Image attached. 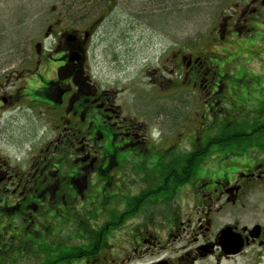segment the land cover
Listing matches in <instances>:
<instances>
[{"label":"flooded vegetation","instance_id":"af4514ba","mask_svg":"<svg viewBox=\"0 0 264 264\" xmlns=\"http://www.w3.org/2000/svg\"><path fill=\"white\" fill-rule=\"evenodd\" d=\"M261 1L246 0L240 7H232L221 18L216 43H232L240 36H245L248 42L258 35L262 28L256 20L264 17ZM112 6H106L104 16L99 13L90 20L81 19L85 22L79 29L59 27L56 18L49 22L41 33L43 37L34 42L32 62L8 72L0 81V122L5 121V125L21 119L26 121L33 114L43 115L41 127L52 135L45 140L39 154L31 153L30 148V157H26L28 160L23 167L13 163L22 156L21 152L1 156L0 264H8L6 258L13 247L9 236L11 214L19 212L17 221L23 227L32 219L39 226L52 220L54 225L61 220L69 224L74 215L78 216L75 197L82 198L89 186H94L93 192L99 193L101 179L112 182L114 195L118 198L114 208L119 218L124 214L122 209L127 213L130 206L159 203L171 211L169 216L161 215L164 221L167 219L171 226L176 221L184 225L180 230L186 243L176 251L177 255L169 257H165L159 242L152 241L147 246L149 238L138 228L134 232V235L137 232V245L133 253L140 263L264 264V123L252 126L245 135L236 132L238 141L247 145L239 157L197 162V155L205 156L212 142L206 130L175 131L172 128L174 123L171 129L164 130L156 123L148 126L144 120H132L129 113L123 112V100L119 101L108 87L103 88L93 80L96 76L92 75L90 64L93 37L96 38L102 19L112 13ZM57 29L61 31L56 33ZM256 44L254 40L251 47ZM250 50V70L226 68L228 59H217L213 52L199 56L198 52L179 51L172 59L168 58L171 68L166 70L165 77L171 82L173 77L170 74L182 71L183 81L190 89L202 90L203 113L212 119L217 113L228 115V105L233 106L234 101L226 90L228 85L262 91L258 94L262 100L261 111L256 116L264 117V75L256 71L264 70V57L256 61L254 58L259 56L252 55L257 53L256 49ZM178 64L181 67L177 68ZM49 71L54 75L46 76ZM233 72H236V78L231 79ZM25 77H28L27 85ZM37 78L42 85L31 90ZM246 95H239L236 99L239 110L245 106ZM222 139L221 144H228V136ZM216 140L219 138L213 142ZM27 142L31 145L28 139ZM181 148L188 156L183 164L178 162ZM248 151H252L254 157H249ZM90 174L96 175L94 183ZM59 206L66 209L64 215L58 212ZM232 210L246 212L247 221L218 222L220 214L235 217ZM47 212L54 216L46 215ZM133 212L139 213L138 210ZM154 215L146 211L142 218L154 220ZM55 216L59 218L55 220ZM85 220L80 218L78 223ZM227 227L241 235L242 246L236 254H227L221 247L220 232ZM25 230L30 236L33 234ZM141 243L143 249H140ZM122 256L121 264L134 260L126 249Z\"/></svg>","mask_w":264,"mask_h":264},{"label":"rangeland","instance_id":"374dc122","mask_svg":"<svg viewBox=\"0 0 264 264\" xmlns=\"http://www.w3.org/2000/svg\"><path fill=\"white\" fill-rule=\"evenodd\" d=\"M29 1L0 0V25H3L0 28V81L8 72L23 68L32 62L34 42L43 37L41 33L45 31V25L49 22L56 18L59 20L57 23V25L60 24L59 27L79 29L85 22L80 21L81 19L90 20L99 13L104 16L103 11L106 6L113 4L112 13L102 19V23L97 28L96 38L93 37L90 64L93 69L92 75L97 77L93 80L103 88L108 87L112 95L115 93L118 96L119 101L123 100L125 105L123 112L129 113L132 120H144L148 126L156 123L164 130L171 129V124L174 123L172 128L175 131L194 128L195 131L206 130L210 140L221 138L214 144H209L205 156L198 155L197 162L224 161L239 157L226 154L227 151H236V147H240L239 138L230 141V143L235 142L234 145L221 144L222 138L238 135L237 131L240 135H245L252 126L264 123L263 116H256L261 111L262 100L258 94L262 91L243 89L239 85H228L226 90L231 100L234 101L233 106L228 105V115L217 113L215 115L217 118L212 119L203 113V98L200 95L202 90L197 87L195 90L190 89V86L183 81L182 71L180 74L177 72L170 74L173 77V81L169 77L171 82H168L165 77L166 70L171 68L167 61L168 58L172 59L180 52H198L199 56L213 52L217 59L221 58L222 61L228 59L229 63L225 64L226 68L240 69L243 67L250 70L249 64L252 59L250 49H256L257 53L252 55L259 56L254 60L260 61L259 59L264 57V17L256 20L262 30L248 42L245 36L235 38L232 43L222 41L221 45L215 41L216 30L219 28L221 18L230 12L232 7L233 9L240 7L246 0H32L33 3ZM261 3L264 5V0ZM17 7H22L23 11L29 10L30 15L23 22L11 25L7 19L11 18L12 12ZM161 16H166V18H161ZM60 29H57L56 33L60 32ZM254 40L257 44L253 48L251 45ZM49 48L50 46L46 44V49ZM170 53L173 54L170 56ZM179 67H181L180 64L177 68ZM256 71L264 75V70ZM51 73L52 75L49 71L46 76H53V71ZM230 78H236V72H233ZM25 84H28V77H25ZM40 85H42L41 80L37 78L30 88L32 90ZM245 94H247L245 106L240 108V111L236 99L239 95ZM43 118V115L33 114L31 119L28 118L26 121L15 119V122L12 121L5 125V121L0 122V160L3 159L2 154L21 152L22 156H18L13 163L23 167L28 160L26 157L30 154V148L31 153L39 154L38 151L43 147L45 140L52 137L50 132L41 127ZM186 120L187 123H182ZM10 126L11 128L8 129ZM16 135L21 137V140ZM185 151L181 148L178 156V162L182 164L188 157ZM248 154L249 157H254L252 151H248ZM89 176L91 182L94 183L96 175L90 174ZM110 183H112L110 179L107 181L101 179L99 193L93 192L94 186H89L83 192L84 199H82L84 196L75 197L76 215L79 216L80 211L82 213L86 211L87 217L84 219L88 220V226L70 222L63 226L62 230L50 235L51 240L47 239L46 242L56 244V248L61 250L69 246H79L90 238L98 236L107 246L101 257L107 258L109 263H103L121 264L124 249L127 254L136 255L133 250L137 245L135 242L137 232L135 235L134 232L139 228V231L145 232V237L149 238V242H146L147 246H150L149 243L152 241L159 242L160 244H157L164 248L165 257L177 255L176 251L186 243L184 234L180 230L184 225L176 221L171 226L169 221H166L167 219L165 221L162 219L161 215L169 216L171 213L166 210V205L156 203L152 206L144 205L145 207L130 206L131 209L127 208V213L125 209H122L124 214L122 218H119V213L114 208L118 203V198L116 194L114 195ZM96 194H98L97 197L94 196ZM133 210H138L139 213ZM146 211L149 214L155 213L154 220L146 219L145 221L142 218ZM17 213L19 212L16 211L10 216L12 220L9 228L12 233L9 236L14 240V244L6 261H9L8 264H38L43 260L42 254L28 253L27 250H24L25 254H23L16 249L17 239L14 235L19 226ZM245 213L232 210V215L235 214V217L220 214L217 219L219 223H233L234 221L245 223L247 221ZM43 216L46 217V215ZM35 223L36 220L32 219V222L25 223L24 228L33 232L31 236L39 240L40 232L33 227ZM54 226L57 228L56 225ZM97 231L108 237H100L96 234ZM170 232L171 236H169ZM143 248L142 244L140 249ZM56 264H65V262L59 258ZM70 264L79 263L72 261ZM129 264L142 263L134 256V260Z\"/></svg>","mask_w":264,"mask_h":264},{"label":"trees","instance_id":"16d2710c","mask_svg":"<svg viewBox=\"0 0 264 264\" xmlns=\"http://www.w3.org/2000/svg\"><path fill=\"white\" fill-rule=\"evenodd\" d=\"M29 3H33L32 0H30ZM29 15H30L29 10L23 11L22 7H17L12 12L11 18L9 17L7 21H9L11 25H16V23L18 24L20 22H23L27 17H29ZM161 18H166V16H161ZM2 27L3 25H0V28ZM237 138H239L238 135L236 136L229 135L228 143L230 144V141L232 140L235 141ZM229 144H226V145H229ZM236 149H237L236 151H227L226 154L240 156L242 155V152L246 150V146L241 143L240 147L239 148L236 147ZM62 208L63 207L59 206L58 212L64 215V210L66 209L64 208L62 209ZM60 209L62 210L60 211ZM80 213L81 214H79V216L74 215L73 222H77V224L80 226L81 224L83 226L85 225L88 226L87 219L83 223H78L80 218L87 217L86 211H84L83 213L82 212ZM69 214H73V213H70L69 211ZM69 214L68 216H70ZM46 215L54 216L52 212H47ZM58 216L62 217L61 215H58ZM58 216H55L53 218L57 220L59 218ZM53 222L54 220H52L51 223L42 222L41 224L42 226H39L40 228L38 227V224L33 225V227H35V229H37L40 232L39 240L30 236L29 235L30 233H28L27 230H25L22 224L21 226L19 225L16 228L15 235H14V238L17 239L16 249L20 250L23 254H25L23 252L24 250L25 251L27 250L28 253L33 252L36 255L42 254L43 260L39 262L38 264H56L59 261V258H61V260L65 262V264H70L72 261H75L79 264H104L103 262L109 263L107 258H105L104 256L101 257L103 250L105 248L107 249V246L104 245V240H100L98 236L97 237L95 236V238H90L88 241H85L83 244H80L79 246H69L68 248H65V249L61 248V250L56 248L55 246L56 244L52 242L47 243L46 242L47 239L51 240L50 235H53L55 231L62 230L63 226L67 225V223H63L61 220L59 224L56 225L57 228H55ZM96 234L100 235V237H104V238L108 237V235L102 234V232L97 231ZM12 243L14 244V240H12ZM46 250L48 252H46Z\"/></svg>","mask_w":264,"mask_h":264},{"label":"water","instance_id":"95a60500","mask_svg":"<svg viewBox=\"0 0 264 264\" xmlns=\"http://www.w3.org/2000/svg\"><path fill=\"white\" fill-rule=\"evenodd\" d=\"M38 48V46H37ZM222 249L227 254H236L242 246L241 235L234 233V231L229 227L221 229L219 237Z\"/></svg>","mask_w":264,"mask_h":264}]
</instances>
